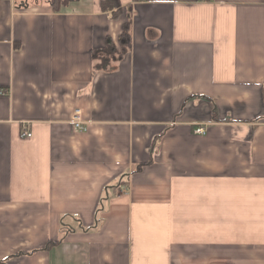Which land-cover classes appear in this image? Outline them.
<instances>
[{
  "label": "crops",
  "instance_id": "crops-1",
  "mask_svg": "<svg viewBox=\"0 0 264 264\" xmlns=\"http://www.w3.org/2000/svg\"><path fill=\"white\" fill-rule=\"evenodd\" d=\"M100 1L0 0V264H264V0Z\"/></svg>",
  "mask_w": 264,
  "mask_h": 264
},
{
  "label": "trees",
  "instance_id": "trees-1",
  "mask_svg": "<svg viewBox=\"0 0 264 264\" xmlns=\"http://www.w3.org/2000/svg\"><path fill=\"white\" fill-rule=\"evenodd\" d=\"M76 1V0H49V6L52 11H58L62 6L66 5L68 2ZM100 8L103 11L109 10L112 13V16L117 17L123 11L120 0H101ZM129 25L130 21L126 18L121 26V32L119 35V46L118 50L115 49L114 45L107 44L104 49L108 54H116L118 57H121L130 46V33H129Z\"/></svg>",
  "mask_w": 264,
  "mask_h": 264
},
{
  "label": "built area",
  "instance_id": "built-area-1",
  "mask_svg": "<svg viewBox=\"0 0 264 264\" xmlns=\"http://www.w3.org/2000/svg\"><path fill=\"white\" fill-rule=\"evenodd\" d=\"M0 92H4L3 90H0ZM72 124L74 126V128L78 131L80 130H84L85 129V125L82 123L81 121V118L79 116V111H75L74 115H73V118H72ZM205 130L203 127H198L194 130V133H204ZM31 136V133L30 131H28L27 129L22 131L21 133V137H25V138H28Z\"/></svg>",
  "mask_w": 264,
  "mask_h": 264
}]
</instances>
